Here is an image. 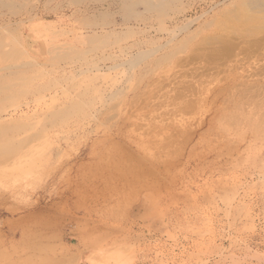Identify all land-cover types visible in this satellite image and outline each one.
<instances>
[{"label": "rangeland", "instance_id": "obj_1", "mask_svg": "<svg viewBox=\"0 0 264 264\" xmlns=\"http://www.w3.org/2000/svg\"><path fill=\"white\" fill-rule=\"evenodd\" d=\"M42 12L1 46L0 264H264V40L123 63Z\"/></svg>", "mask_w": 264, "mask_h": 264}, {"label": "bare ground", "instance_id": "obj_2", "mask_svg": "<svg viewBox=\"0 0 264 264\" xmlns=\"http://www.w3.org/2000/svg\"><path fill=\"white\" fill-rule=\"evenodd\" d=\"M54 1H57L56 4L52 3ZM5 10L11 13L8 17L3 12ZM48 10L54 11L56 15L54 19L57 23L68 26V39L72 50L83 46L87 52H98L93 45L100 41L106 46L101 50L103 54L121 57L125 59L123 63H137L148 57L170 58L177 53L185 52L188 44L196 39L204 40L205 44L210 40L220 41L223 44L222 52H229L232 49L235 51L237 44L229 50L228 42H235L229 41L230 38L243 40L237 43L245 41L249 45L251 43L254 45L256 42L247 40L253 39L259 44L264 42L261 43L264 40V0H37L36 2L34 0H0L1 55L5 56L8 61L14 59V53L10 54L4 51L7 48L2 49L1 46L4 39L15 36V31L18 28H21L24 38L30 40L35 46V27L39 25L37 21L41 22L44 17L42 11ZM45 20L47 19L45 18ZM13 25L18 27L17 30ZM8 40L4 41L9 42ZM205 48L203 47L201 51ZM195 50H199V48L197 47ZM213 50L216 56H220L222 53L220 51V55H217L218 51ZM211 52L213 51L211 50ZM200 54H204V52ZM29 62L31 61H28V64ZM11 63H14L10 61L12 69ZM31 65L27 67L30 68ZM13 66L19 71H24V68L19 69L16 65ZM11 72L8 74L12 75ZM4 88L1 87L0 90H4ZM15 113H8L5 117L12 118ZM2 139L4 138H0V140ZM10 141L3 140L0 143V150L3 153L14 151V143Z\"/></svg>", "mask_w": 264, "mask_h": 264}, {"label": "crops", "instance_id": "obj_3", "mask_svg": "<svg viewBox=\"0 0 264 264\" xmlns=\"http://www.w3.org/2000/svg\"><path fill=\"white\" fill-rule=\"evenodd\" d=\"M29 48H30V50H31L32 52L35 51V46L33 47V46L31 45V46H29Z\"/></svg>", "mask_w": 264, "mask_h": 264}]
</instances>
